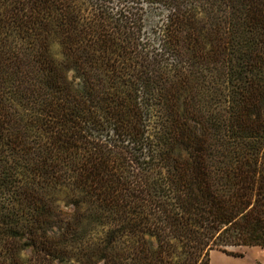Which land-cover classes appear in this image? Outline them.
<instances>
[{"label":"trees","instance_id":"1","mask_svg":"<svg viewBox=\"0 0 264 264\" xmlns=\"http://www.w3.org/2000/svg\"><path fill=\"white\" fill-rule=\"evenodd\" d=\"M264 248V0H0V264H211Z\"/></svg>","mask_w":264,"mask_h":264},{"label":"rangeland","instance_id":"2","mask_svg":"<svg viewBox=\"0 0 264 264\" xmlns=\"http://www.w3.org/2000/svg\"><path fill=\"white\" fill-rule=\"evenodd\" d=\"M243 257H234L226 253L214 251L211 253V264H264V248L247 247L234 249Z\"/></svg>","mask_w":264,"mask_h":264}]
</instances>
